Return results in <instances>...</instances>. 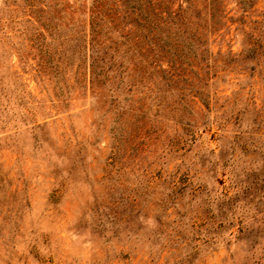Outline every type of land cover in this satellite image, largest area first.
I'll return each mask as SVG.
<instances>
[{"label": "rangeland", "instance_id": "1", "mask_svg": "<svg viewBox=\"0 0 264 264\" xmlns=\"http://www.w3.org/2000/svg\"><path fill=\"white\" fill-rule=\"evenodd\" d=\"M89 1L0 0V264H264V0H221L204 101L86 93Z\"/></svg>", "mask_w": 264, "mask_h": 264}, {"label": "trees", "instance_id": "2", "mask_svg": "<svg viewBox=\"0 0 264 264\" xmlns=\"http://www.w3.org/2000/svg\"><path fill=\"white\" fill-rule=\"evenodd\" d=\"M255 1L236 0L243 11ZM89 3L83 9L84 23L72 35L73 53L82 51L83 55L86 93L88 88L92 92L94 85L104 84L114 71L119 80L126 73L133 84L149 89L151 82L159 81L166 86L159 92L174 89L182 97L188 92L204 101L210 67L207 34L219 23L221 0H90ZM250 39L249 53L242 61L257 60L256 55L264 52L259 38ZM125 56L127 65L121 60ZM236 62L238 59L233 58L226 61L229 66ZM193 81L202 86L193 88Z\"/></svg>", "mask_w": 264, "mask_h": 264}]
</instances>
